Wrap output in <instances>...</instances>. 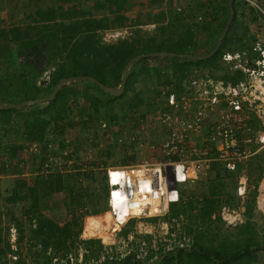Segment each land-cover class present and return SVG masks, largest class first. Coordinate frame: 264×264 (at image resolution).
<instances>
[{
  "label": "trees",
  "instance_id": "1",
  "mask_svg": "<svg viewBox=\"0 0 264 264\" xmlns=\"http://www.w3.org/2000/svg\"><path fill=\"white\" fill-rule=\"evenodd\" d=\"M129 2L130 0H31L24 3L25 11L9 27L2 25L0 17V65H7L0 74V145L5 139L8 141L0 160V173L11 175L17 171L20 174V157L25 141L47 142L50 127L64 134L66 125L59 122L64 121L71 126L80 124L85 129L89 121L76 123V116L83 117L88 113L91 124H96L101 117L124 124L143 117L145 109L142 111V104L146 100L151 101L148 107L158 104L164 93L162 87L175 84L181 90V83L195 67H220L219 59L224 50L230 48L232 43L237 44L241 38L233 34L232 28L243 22L246 6L235 0L231 30L220 50L209 59L194 60L177 56L141 58L131 67L126 90L120 96L109 93L93 81H74L61 88L52 101L21 108L4 107L49 96L61 79L70 76H91L109 87H119L129 61L142 53H210L217 45L230 15L229 0H194V6L188 4L189 8L181 10L174 0H149L151 7L169 2L168 15L165 11L155 15L149 13L145 17L140 14L135 24L142 25L147 20L160 22L168 16L166 23H158L160 25L153 32H141L137 28L136 33L116 42L104 41L106 29L124 28L130 23L125 13ZM201 15L203 19L200 20L198 17ZM210 15L212 20L209 19ZM244 36L248 40L243 45L246 47L249 45V36ZM42 58L43 63L40 62ZM48 73L50 80L44 82L42 79ZM40 80L43 84L39 83ZM80 82L84 83L81 88L77 86ZM92 88L102 91L106 97L102 98L91 92ZM129 96L133 98L130 99ZM19 138L21 142L16 143ZM113 155L108 153V156ZM132 159L137 160V156L133 155ZM127 163L125 160L121 164ZM252 165L256 167L252 168ZM248 166L250 175L255 170L261 171L258 177L260 180L264 171L263 161L253 160L240 170H247ZM76 168L71 176L58 174L38 177L32 184L25 179L18 187L13 188L6 201L12 205L30 201L25 210L30 223L27 226L22 219L12 217L19 232L15 250L9 227L5 234L1 218L3 211L0 210V264H52V259L59 255L67 258V262L61 264H79L77 260L72 262L68 255L73 251L78 254L81 247L84 249L86 263L92 260L93 264H143L137 258V249L142 246L137 240L132 241L131 252L122 256L114 245L111 247L114 250L110 252L101 239L81 237L84 215H96L108 210V189L105 185V191L99 192L97 187H93L97 180V170L82 171L78 164ZM213 173L224 175L226 179H234L236 192L240 172L229 171L215 163L209 176ZM201 182L203 180L199 184ZM259 182L252 188L256 193ZM50 192H64L66 195L63 205L69 207L72 217L64 224L42 211V199ZM217 192H220V187L212 185L213 197L203 192L202 199L190 196L185 201L184 196L180 202L171 205V212L164 220L171 221L173 217L187 215L199 206H202L199 218L203 221L211 220L220 201L215 196ZM1 198L0 191V200ZM233 199L234 195L227 202L233 204ZM255 204L254 199L248 205L249 213ZM159 219L161 217L158 216L148 220L157 222ZM135 222L136 220H131L122 230L123 236H128ZM183 223L180 234L173 227L172 233L177 234L171 236V243L159 240L156 249L150 248L151 244L148 246L146 264H247L249 259H257V254L264 250V240L256 238L258 232L256 227L251 226V222L240 228L241 235L249 233L248 241L244 244L232 242L234 248L228 247L226 243L206 245L202 241L204 231L196 233V227L189 219L187 223ZM210 224L212 221L208 222ZM152 238V235L143 237L147 241ZM25 242L27 245H24ZM13 256L18 258L14 259ZM98 260L101 262L96 263Z\"/></svg>",
  "mask_w": 264,
  "mask_h": 264
},
{
  "label": "built area",
  "instance_id": "2",
  "mask_svg": "<svg viewBox=\"0 0 264 264\" xmlns=\"http://www.w3.org/2000/svg\"><path fill=\"white\" fill-rule=\"evenodd\" d=\"M237 1L246 6L242 19L249 28V45L225 50L220 67H195L181 83V90L175 84L162 87L161 101L129 124L102 117L91 124L88 117H77L79 122L76 123L89 121L86 132H93H88L93 146L86 152L87 148L81 145L86 132L81 125L71 126L65 122H62L66 125L64 134L50 127L47 142L24 143L19 166L20 174L28 180L68 175L77 169V164L82 171L103 172L109 211L115 217L124 214L127 218L126 221L117 219L111 229L115 241L131 220L149 221L151 217H161L158 222H163L166 230L163 235L153 231L147 234L153 239L147 241L143 239L146 235L139 238L138 232L129 233L122 240V256L131 252L132 241L137 240L142 243L137 249V258L146 264L148 246L158 247L154 239L156 232L162 243H171V236L176 234L170 231L180 226L179 217L183 215L171 221H164V217L170 214L173 203L180 202L188 190L209 176L215 163L229 171L240 172L237 189L243 198L250 185L249 173L246 169L240 170L241 167L257 159L262 160L264 166V0ZM198 18L201 20L203 16ZM209 19L212 20V15ZM126 34L128 32L116 31L107 34L105 40ZM47 78L50 80V75ZM76 129L80 130L79 136H74ZM132 147L137 156L146 155L143 160L107 166L95 161V149L107 154L127 152ZM257 189V207L264 218V171ZM222 218L229 224L243 222L241 212L226 208ZM141 223L144 227L153 226ZM16 238L17 234L12 236L14 242ZM13 247L17 249L16 245Z\"/></svg>",
  "mask_w": 264,
  "mask_h": 264
},
{
  "label": "rangeland",
  "instance_id": "3",
  "mask_svg": "<svg viewBox=\"0 0 264 264\" xmlns=\"http://www.w3.org/2000/svg\"><path fill=\"white\" fill-rule=\"evenodd\" d=\"M27 1H31V0H0V17L2 19V25L9 27L13 20L16 18H19L23 11H25L24 8V3H26ZM175 2H177V5L181 4L183 7H188V4H191V6H194L193 2L194 0H174ZM169 4V2H167ZM166 3V5L168 6V4ZM134 4H135V11H137L136 14H141L143 15L144 13L147 14V9L154 11L155 14H158L160 12H162L161 10H159V6L160 5H153L152 7L149 4V0H134ZM32 8V7H31ZM154 8V9H153ZM189 8V7H188ZM262 8L264 10V2L262 3ZM139 11V12H138ZM166 12V11H165ZM144 17V16H143ZM144 22V21H143ZM167 22V18L164 17L161 19L160 22H153V21H146L144 22V27H141L140 30L143 31H156L155 29L160 25L158 23H166ZM130 24V23H129ZM131 24L135 25V22ZM157 24V25H156ZM137 25V24H136ZM156 25V26H155ZM132 33H136V31H138L137 29H132L131 30ZM105 35V33H104ZM249 35V33H248ZM247 37L245 36H241V38L238 39L237 44L238 46L242 47L245 42ZM236 43H232L230 48H227L228 50H233L234 48L237 47ZM245 46V45H244ZM41 63H43V58L40 60ZM3 64V63H2ZM7 65H0V74H2L3 71V67H5ZM51 72V69L49 70V73ZM48 73V75H49ZM44 77V79H42L44 82H49L47 76ZM42 81V82H43ZM78 81H86V80H78ZM41 80L39 83H42ZM74 81L70 82L73 83ZM68 83V84H70ZM43 84V83H42ZM78 84V83H76ZM77 86H79L80 88L84 86L83 82H80V85L78 84ZM91 92H95L98 96L104 98L106 97V95H104L102 93V91H99L96 88H92ZM131 96V94H130ZM129 96V97H130ZM132 97H130V99H132ZM84 102V101H83ZM151 101L146 100L144 104H142V111L145 109V111H148V104H150ZM32 106V105H31ZM79 128V127H77ZM23 132V129H22ZM76 134L79 136L80 130H76L74 132V136H76ZM76 138V137H75ZM21 138L16 140L17 142H21L20 141ZM84 146L87 148L84 152L88 151L92 146V142L90 141V137H84ZM6 141V142H5ZM5 141L0 145V160L2 157V153H3V149L5 148V146L8 144V141L5 139ZM25 141V140H23ZM94 155H95V161L97 164H102L104 163L105 166L110 165V164H121L124 163L125 160H127L128 162L132 161V162H137V160H133L132 157L134 154H132L133 152H129V150L126 152L124 151H118L117 153H113V156H108L107 154H100L96 149L93 151ZM129 152V153H128ZM136 155V154H135ZM137 156V155H136ZM144 159V155H138V162H140L141 160ZM252 168H255V165H252ZM247 173H249L250 167L248 166L247 168ZM256 171V170H255ZM252 172V174L250 175V173L248 174L249 176V192L247 193L246 197L243 198L242 196H239L237 194V190L235 192V180L232 178L226 179V177L224 175H218L217 173H213L210 176H208L206 179L203 180V182H201L200 184L198 183L195 187H193L192 189H190L186 194H185V201L190 197H194L197 199H202V193L206 192L207 195H209L210 197H213L214 194L212 193V185H218L220 187V192L216 193V198L218 200H220L218 203V207L217 210L211 215L212 219L209 221H212V224L208 225L209 221H203V219L199 218V214L198 213H202V206H199L198 209L192 211V212H188L189 214H181L183 215V218L179 217V223L180 226H176V230L177 233L182 231V226H183V222L187 223L188 219L189 221H191V224L193 226L196 227V233H198L199 231H204V238L202 239L203 243L206 245H215L218 246L221 243H226L228 244L230 248H234L233 244H231L232 242H236L239 241L240 243L244 244L246 243L248 240V236L249 233H243L242 235L240 234V228L246 226V224L248 222H251V226L256 227L257 230V234H256V238L258 240H264V218H263V214L261 212H259L258 207H257V198L259 196V193L257 191L252 189L254 188L253 186H255L258 181V177L261 173L260 170H257L256 172ZM72 172L70 174H68L67 176H71ZM263 175V174H262ZM97 180L94 181L93 183V187H97L99 192H104L105 191V182H106V178L104 180V175L103 172L100 170H97ZM70 178V177H67ZM25 179H27L26 177L22 176V174H17V171L14 172V174L11 175H5L0 173V191L2 192V198L0 200V210L3 211V215H2V219H3V227L5 228V234L8 231V227L10 228V234L12 233V235H16L18 237V229L14 224V220H13V216L18 218V219H22L26 225L28 226L30 223V218L28 217V215L26 214L25 210L26 208L29 206L30 201L28 202H19L16 205H12L10 203H7L6 201V197H8L9 195H11L13 188L18 187L23 181H25ZM35 179H31L27 181H29L31 184L34 182ZM224 182V183H223ZM221 183H223V185H220ZM252 189V190H251ZM234 195V199L232 200V203L227 202V199H231L232 196ZM64 192H56V193H47L45 197H43V201H42V205H43V212L49 216L52 217L54 219H56L57 221H59L61 224H64L66 221H68L71 217L72 214L69 211V207L66 206L65 204L63 205V201L65 199ZM191 197V198H192ZM256 200V204L253 206V210L252 212L249 213L248 210V205L253 203V200ZM90 207V206H88ZM87 207V208H88ZM224 208L233 211L236 210L238 212H241L242 214V218H243V222H238L236 224H229L227 223L223 218H222V213ZM84 210V209H83ZM106 212H102L96 215H103ZM84 215V214H83ZM93 214H87L84 215V220H83V232L81 237L83 239H91V238H97V239H101L102 244L107 248L108 251L112 252L114 249H112L111 247L114 245L116 247V251L118 253L123 254L124 253V242L122 241L123 238L125 236H123L122 233H119L116 236V243L113 245H108L106 243H104L102 237H85L84 236V231H85V226H86V222H87V218L89 216H96ZM165 221V220H164ZM92 222V220H91ZM144 222L146 225L150 224V226H142ZM93 223V222H92ZM163 222L159 223L157 222H151V221H136L131 228L132 231L130 233L133 232H138L137 235L139 238H142L144 235H147L153 231H159L160 233L165 232L166 230H164L163 228ZM93 225V224H92ZM142 226V227H141ZM98 228V226H97ZM141 228V229H140ZM152 229V230H151ZM173 229H171L170 232H172ZM27 233H29V227H27ZM175 233V234H177ZM155 235H157V237H155V243L157 244L159 239L162 240L159 237V233L156 232ZM136 236V238H138ZM153 239V238H152ZM151 239V240H152ZM24 245H27L26 242L24 243ZM158 245V244H157ZM24 251L26 252V248H24ZM77 251H73L71 254H69V257H72L73 259L77 260L79 264H93L94 262L91 260L90 262L86 263L84 262V260H82V256L84 255V249L81 247L78 251V254H75ZM257 259H249L246 263L247 264H264V250L259 252L257 254ZM104 258H102L101 260L103 261ZM74 260V261H75ZM101 260H98L96 263H100ZM62 262H67V258H63L61 255L56 256L52 259V264H61Z\"/></svg>",
  "mask_w": 264,
  "mask_h": 264
},
{
  "label": "water",
  "instance_id": "4",
  "mask_svg": "<svg viewBox=\"0 0 264 264\" xmlns=\"http://www.w3.org/2000/svg\"><path fill=\"white\" fill-rule=\"evenodd\" d=\"M229 5H230V15H229V19L224 27V30L220 36V39L217 43V45L215 46V48L207 54H179V53H174V52H169V51H162V52H155V53H142L139 54L137 56H135L134 58H132L129 63L127 64L125 70H124V74H123V79H122V83L119 87H109L103 83H101L99 80H97L94 77L91 76H70L67 78H63L60 80V82L58 83V85L56 86V88L54 89L53 93L49 96H44V97H40L34 100H29L28 102L24 103V104H10V105H4L5 108H21L23 106H31V105H35V104H42V103H46L48 101H52L56 98L58 92L60 91L61 88L65 87L68 83L72 82V81H78V80H89V81H93L98 83L103 89H105L106 91H108L109 93L115 95V96H120L122 95L125 90H126V85L128 82V77H129V73H130V69L133 66V64L141 59V58H147V57H181V58H189V59H194V60H206L209 59L211 57H213L222 47L224 40L226 38V36L228 35L231 26H232V22H233V17H234V0H229ZM233 33L237 36L243 34V32L245 31V27L244 25L237 23L233 29H232ZM0 103L2 104L1 100Z\"/></svg>",
  "mask_w": 264,
  "mask_h": 264
},
{
  "label": "bare ground",
  "instance_id": "5",
  "mask_svg": "<svg viewBox=\"0 0 264 264\" xmlns=\"http://www.w3.org/2000/svg\"><path fill=\"white\" fill-rule=\"evenodd\" d=\"M124 216L126 215L121 214L119 217H115L110 211H107L103 215L89 216L87 218L84 236L85 237H102L104 243L106 244L114 243L115 240L112 234L110 233V231L114 227L115 223L117 222V219L122 220V221L127 220V218H124ZM91 220L93 223L91 222Z\"/></svg>",
  "mask_w": 264,
  "mask_h": 264
},
{
  "label": "crops",
  "instance_id": "6",
  "mask_svg": "<svg viewBox=\"0 0 264 264\" xmlns=\"http://www.w3.org/2000/svg\"><path fill=\"white\" fill-rule=\"evenodd\" d=\"M166 3L167 2H163L162 4H160V6H159V10H161V11H166L167 12V15H168V11H167V5H166ZM176 5H177V2H176ZM179 6H180V8H182V9H185V6L183 7L181 4H179ZM154 9V8H153ZM139 12V11H138ZM125 13L127 14V16H128V18H129V20H130V24L129 23H127L128 25L126 26V27H124V28H122V31H124V32H132L131 30L132 29H137V28H141V27H144L145 25L144 24H142V25H134V24H131V22L132 23H136V21L139 19V13L138 14H136L137 13V11H135V4H134V0H130V2L126 5V8H125ZM152 14V15H155V13H154V11H152V10H149V9H147V14ZM145 15H146V13H144L143 14V16L145 17ZM167 19H168V16H167ZM148 21V20H147ZM157 25V24H156ZM116 31H118V28H114V27H112V28H108V29H106L105 31H104V33H105V35L104 36H107V34H109V33H113V32H116ZM122 38H125V37H122ZM119 39L117 38H113V39H110V40H108V41H106V42H116V41H118ZM84 117H88L89 118V115H88V113L87 114H84V116L82 117V118H84ZM81 118V119H82ZM80 119V120H81ZM99 120V119H98ZM90 121V120H89ZM64 122V121H63ZM59 124H62V122H59ZM81 128H82V126H81ZM88 128V127H87ZM87 128H85V129H83L85 132L88 130ZM76 131V130H75ZM91 131V130H90ZM90 131H88V132H90ZM88 132H86V133H84V135H86L87 137H90V134L91 133H88ZM92 132V131H91ZM93 133V132H92ZM146 138H148V139H154V138H156V137H146ZM85 140V139H84ZM84 140L82 141L83 143H81V145L83 144L84 145ZM129 151H131V152H133L134 154H136V152H135V150H134V148L132 147V148H130L129 149ZM142 155H144V154H142ZM136 156V155H135ZM146 155H144V157H145ZM137 158H138V156H137ZM138 160V159H137ZM139 161V160H138ZM29 182V181H28ZM30 183V182H29Z\"/></svg>",
  "mask_w": 264,
  "mask_h": 264
},
{
  "label": "clouds",
  "instance_id": "7",
  "mask_svg": "<svg viewBox=\"0 0 264 264\" xmlns=\"http://www.w3.org/2000/svg\"><path fill=\"white\" fill-rule=\"evenodd\" d=\"M235 1V0H234ZM243 21V20H242ZM240 24H242V25H244V27H245V31L243 32V34H241V35H239V36H244V35H248V33H249V28L247 27V25H246V22L245 21H243L242 23H240ZM233 29V28H232ZM231 30V29H230ZM118 31H121V32H123L124 33V31H122V28H118ZM130 34H132V32H129L128 34H126V36L125 37H127V36H129ZM234 34V33H233ZM235 35V34H234ZM235 36H237V35H235ZM249 36V35H248ZM105 37L106 36H104L103 38H104V41H108V40H105ZM122 37H119L118 39H121ZM248 40H246V42H247ZM242 45H244V44H242ZM243 47V46H242ZM237 48H241L240 46H238V44H237V47L236 48H234V49H237ZM225 50H228V49H225ZM224 50V51H225ZM220 60H221V58L219 59V63H220ZM203 67V66H202ZM205 68H208V67H205ZM77 117H80V116H76L75 117V120L77 119ZM76 121H78L79 122V120H76ZM77 125H80V124H77ZM76 130H78V129H76ZM105 185H106V182H105ZM237 189V188H236ZM237 193H238V189H237ZM238 195H239V193H238ZM240 196V195H239ZM107 211H109V207H108V210ZM107 211H105V212H107ZM260 212V211H259ZM12 233H11V241H12V243H13V246L14 245H16L17 246V244H16V241L14 242L13 240H12ZM16 240H17V238H16ZM13 249H15L14 247H13ZM15 250H17V249H15ZM84 256V255H83ZM72 261V260H71ZM72 262H74V261H72Z\"/></svg>",
  "mask_w": 264,
  "mask_h": 264
}]
</instances>
